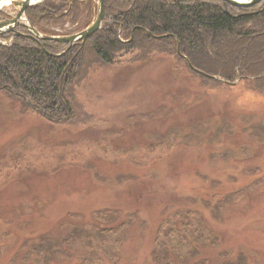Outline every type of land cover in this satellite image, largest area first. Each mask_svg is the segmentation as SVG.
I'll list each match as a JSON object with an SVG mask.
<instances>
[{
    "label": "rangeland",
    "instance_id": "rangeland-1",
    "mask_svg": "<svg viewBox=\"0 0 264 264\" xmlns=\"http://www.w3.org/2000/svg\"><path fill=\"white\" fill-rule=\"evenodd\" d=\"M129 57L77 89L91 121L0 95V264H264V92Z\"/></svg>",
    "mask_w": 264,
    "mask_h": 264
},
{
    "label": "trees",
    "instance_id": "trees-1",
    "mask_svg": "<svg viewBox=\"0 0 264 264\" xmlns=\"http://www.w3.org/2000/svg\"><path fill=\"white\" fill-rule=\"evenodd\" d=\"M103 1V25L83 45L67 49L55 41H37L16 26L20 35L9 45L0 43V95L18 103L22 112H35L55 124L91 121L77 95L91 73L119 64L126 55V64L147 63L158 53H171L211 88L240 81L264 92V1L241 9L220 0ZM94 2L44 0L28 7L25 17L44 36H68L90 25L97 10ZM0 38L9 42L10 35ZM183 56L195 70L215 79L190 70ZM170 245L177 255L187 246L175 240ZM34 248L38 252L41 247ZM161 251L170 264L166 250Z\"/></svg>",
    "mask_w": 264,
    "mask_h": 264
},
{
    "label": "water",
    "instance_id": "water-1",
    "mask_svg": "<svg viewBox=\"0 0 264 264\" xmlns=\"http://www.w3.org/2000/svg\"><path fill=\"white\" fill-rule=\"evenodd\" d=\"M44 0H8V5L4 6L3 8H0V12L3 13V10L7 7H12L13 9L17 10V13L15 15L10 16L11 18L9 20H5L2 23H0V37L11 33L14 31V27L16 25H19L23 27L26 31H28L29 37L36 39L37 41L41 40H49V41H55L61 44L68 45L69 49L72 47L75 43H80V45H83L84 42L92 36L97 30H99L103 25V17H104V1L103 0H97V13L94 18V20L90 23L88 27H86L84 30L68 35V36H57V37H48L40 34L27 20L25 17V11L28 7L35 6L38 4H41ZM224 6H230L233 8L241 9L253 6L255 4L260 3L262 0H220ZM264 1V0H263ZM20 34H14L12 36V39L19 36ZM177 44V54L179 55L178 50V41H176ZM44 51V50H43ZM65 52V51H64ZM182 59L188 66V68L195 73H198L204 77H208L211 79H215V77L207 76L206 74L201 73L198 70H195L191 65L190 62L183 56ZM221 81V80H220ZM228 83V82H226ZM234 83H232L233 85Z\"/></svg>",
    "mask_w": 264,
    "mask_h": 264
},
{
    "label": "bare ground",
    "instance_id": "bare-ground-1",
    "mask_svg": "<svg viewBox=\"0 0 264 264\" xmlns=\"http://www.w3.org/2000/svg\"><path fill=\"white\" fill-rule=\"evenodd\" d=\"M6 5H8V0H0V8H3Z\"/></svg>",
    "mask_w": 264,
    "mask_h": 264
},
{
    "label": "flooded vegetation",
    "instance_id": "flooded-vegetation-1",
    "mask_svg": "<svg viewBox=\"0 0 264 264\" xmlns=\"http://www.w3.org/2000/svg\"><path fill=\"white\" fill-rule=\"evenodd\" d=\"M263 1V0H262ZM259 4V3H258ZM255 5H257V4H255Z\"/></svg>",
    "mask_w": 264,
    "mask_h": 264
}]
</instances>
